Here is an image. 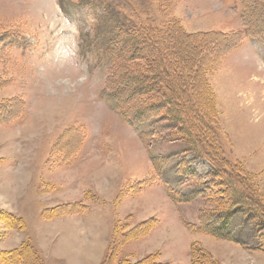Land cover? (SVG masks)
Wrapping results in <instances>:
<instances>
[{
  "label": "rangeland",
  "instance_id": "rangeland-1",
  "mask_svg": "<svg viewBox=\"0 0 264 264\" xmlns=\"http://www.w3.org/2000/svg\"><path fill=\"white\" fill-rule=\"evenodd\" d=\"M90 1L95 9L82 0H0V264L23 243L41 264L150 256L149 264H192L193 251L197 263L206 254L216 264H264V57L245 35L230 52L236 38L224 37L245 33L246 3ZM255 13L264 28V10ZM118 24L199 39L185 85L192 111L194 98L204 112L197 133L164 120L163 109L137 129L120 115L105 83ZM161 159L160 177L152 160ZM214 170L218 188L207 184ZM199 184L205 194L189 201L169 196ZM233 188L252 204L229 209V228L246 245L202 228L201 216L222 210Z\"/></svg>",
  "mask_w": 264,
  "mask_h": 264
},
{
  "label": "trees",
  "instance_id": "trees-1",
  "mask_svg": "<svg viewBox=\"0 0 264 264\" xmlns=\"http://www.w3.org/2000/svg\"><path fill=\"white\" fill-rule=\"evenodd\" d=\"M82 1L90 8H96L94 3L90 0ZM244 2L247 7L244 16L248 20V28H246L245 33L243 31L239 33V37H237L236 34L224 35V37L228 39L232 38L231 35L236 38L232 41L229 40L231 47H229L227 51L230 52L237 48L245 35L254 45L255 49L264 57V28L258 24L259 16L255 13L258 9L261 11L264 10V0H244ZM248 5L250 7L254 5L253 7H255L256 10L252 8L248 10ZM163 29L164 30L152 26L149 27L146 24L135 26L118 24L115 26L108 50L111 63L105 80L106 88L117 102L120 115L128 125L135 129H137L141 123L152 120L156 112L163 109L164 112H162L161 115L164 120L181 123L182 129L189 133L194 128V132L197 133L198 131L195 129V122H199L197 117L203 119L205 116L194 98L193 103L198 106H195L198 111L195 110V108V111H192L189 99L185 93V85L186 80L194 74L192 63L201 52L198 48L200 44L199 42L197 43L199 39L196 36L193 37L192 34H185V36L180 34L179 36L173 28L165 27ZM173 34L178 36L175 37ZM211 45V49L213 50L215 44ZM138 60H143L145 62V68L141 69L136 66L134 62ZM201 64L202 58L197 60L198 69ZM198 71L199 70L196 72ZM187 81H189V79ZM168 82H170L171 86ZM155 93L162 98L159 100L155 99L153 96ZM141 136L144 137L143 134ZM186 141L189 144L194 143L192 138ZM196 147L194 150L197 149ZM196 154L198 155V153ZM210 161H212L214 165L217 164L215 160L210 159ZM162 162V159L158 160V162L155 160L154 163L152 160V165L154 170H156L155 173L160 177L164 170L163 164H161ZM211 175L215 180L208 181L207 184H212L213 187L218 188L214 182L219 181V172L214 170ZM234 179L235 181H238V179L242 181L240 177H235ZM196 188L197 191L187 196L181 195L176 190L170 188L168 189L169 196L173 201L180 202L189 201L188 196L195 197L205 194L206 188L201 187V184L197 185ZM220 193L222 194L223 192ZM243 200L244 196H240L239 199L237 190L233 188L230 201L226 206L221 208L222 210L212 212L205 217L201 216L202 228L211 236L232 240L236 243L246 245V242H240L229 228L231 212L233 211L229 212V209H234L236 207L243 209L245 206L252 208L251 203L248 204ZM79 209L82 210V207ZM256 215L258 220H261V215H259L258 211ZM109 253L107 262L109 260L111 263L110 259L114 252L111 251ZM3 254L6 255L7 253ZM193 254L192 264H216L211 261L208 262L207 259L205 261L206 254H204L205 257L200 256L199 262L197 263V255L194 251ZM6 257H8L10 261L6 262V260H4V263L41 264L36 250H34L30 243H23L20 248L9 252ZM150 257H147L145 259L146 261L139 260V262H126V264H147L148 261L153 258Z\"/></svg>",
  "mask_w": 264,
  "mask_h": 264
},
{
  "label": "bare ground",
  "instance_id": "bare-ground-1",
  "mask_svg": "<svg viewBox=\"0 0 264 264\" xmlns=\"http://www.w3.org/2000/svg\"><path fill=\"white\" fill-rule=\"evenodd\" d=\"M11 116V115H10ZM75 143H76V141H74ZM74 142H72V144H70L71 146H73L75 143Z\"/></svg>",
  "mask_w": 264,
  "mask_h": 264
}]
</instances>
